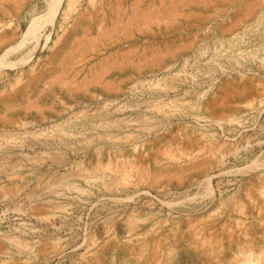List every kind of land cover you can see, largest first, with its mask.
<instances>
[{
  "label": "rangeland",
  "instance_id": "374dc122",
  "mask_svg": "<svg viewBox=\"0 0 264 264\" xmlns=\"http://www.w3.org/2000/svg\"><path fill=\"white\" fill-rule=\"evenodd\" d=\"M67 2L0 0V264L264 255V0Z\"/></svg>",
  "mask_w": 264,
  "mask_h": 264
},
{
  "label": "bare ground",
  "instance_id": "6f19581e",
  "mask_svg": "<svg viewBox=\"0 0 264 264\" xmlns=\"http://www.w3.org/2000/svg\"><path fill=\"white\" fill-rule=\"evenodd\" d=\"M211 1V0H210ZM60 2V0H45V3H46V6H45V8H46V10L48 11V13L46 14L47 15V17H45V18H42L41 17V15H38V16H36L35 18H31V19H29L28 21H27V24H26V26H25V28H24V30H23V34H24V39L19 43V45H23L25 42L28 44H30V48H31V46L33 45V47H37V45L38 46H41V45H43V43L45 42V40L47 39V35L49 34V31H50V28H51V26L49 25V27H47V30H42L41 28H42V26H43V24H44V22L46 21V19L48 18V16H52L53 14H54V12H55V10H56V7H57V5H58V3ZM66 3H68L67 2V0H64V6H63V8H62V10H60L59 11V14H61V15H64L65 14V10L67 9V7H68V5L66 4ZM250 11V10H249ZM201 21V20H200ZM212 21V20H211ZM42 30V31H41ZM6 36V35H5ZM5 38V37H4ZM32 47V48H33ZM3 57H5V52L4 53H0V70L2 69V68H4V67H6V66H9V67H11L12 65H14V64H16V63H9V62H5L4 60H3ZM226 86V85H225ZM250 90H251V88H249V86H248V88L245 86V87H241L239 90H236L235 89V91H229L228 93H227V97H235V98H241L243 95H245L247 92H250ZM257 92V91H256ZM224 95V94H223ZM226 97V98H227ZM220 101V100H219ZM216 102V101H215ZM222 102V101H221ZM217 103H218V100H217ZM228 103V102H227ZM215 104V103H214ZM221 104V103H220ZM219 105V104H218ZM223 106V105H222ZM201 137V136H200ZM145 147V146H144ZM210 149V148H209ZM204 156V155H203ZM147 157V156H146ZM125 159H127V158H125ZM126 161V160H125ZM124 161V162H125ZM126 163V162H125ZM153 164V163H152ZM139 165V164H138ZM133 167V166H132ZM135 167V166H134ZM147 167H148V165H147ZM133 169H135V168H133ZM145 169V168H144ZM128 171V170H127ZM143 171V170H142ZM124 172V171H123ZM140 173V172H139ZM128 174V173H127ZM145 174V173H144ZM146 175H148V174H146ZM145 175V176H146ZM262 175V174H261ZM263 176V175H262ZM123 177H125V176H123ZM127 177V176H126ZM131 177V176H130ZM141 177H142V175H141ZM140 177V178H141ZM259 177V176H258ZM264 177V176H263ZM263 177H261L259 180H258V183H257V185H256V192H258L259 193V196L260 197H262L261 199H264L263 197H264V178ZM139 178V179H140ZM125 179V178H124ZM127 179V178H126ZM123 182V181H122ZM144 182V181H143ZM248 182V181H247ZM130 183V182H129ZM117 187V186H116ZM249 189V188H248ZM247 189V190H248ZM116 190V189H115ZM112 192V191H111ZM110 192V193H111ZM246 192V191H245ZM258 193H257V195H258ZM245 194V193H244ZM252 194V193H251ZM244 196H246V195H244ZM258 196V197H259ZM188 200V199H187ZM250 200V199H249ZM264 204V203H263ZM251 205V204H250ZM249 205V206H250ZM253 205V204H252ZM251 205V206H252ZM238 212V211H237ZM261 212V211H260ZM227 214V213H226ZM259 214V213H258ZM226 220V219H225ZM228 220V219H227ZM263 220V219H262ZM240 221V220H239ZM243 221V220H242ZM241 221V222H242ZM261 221V220H260ZM232 222V221H231ZM262 222V221H261ZM242 224V223H241ZM188 225V224H187ZM223 225V224H222ZM251 225V224H250ZM170 228V227H169ZM253 228V227H252ZM251 228V229H252ZM229 229V228H228ZM233 229V228H232ZM129 230V229H128ZM134 230V229H133ZM250 230V229H249ZM264 230V229H263ZM250 232V231H249ZM225 233H226V230H225ZM107 234H108V232H107ZM254 234V233H253ZM145 235V234H144ZM199 235V234H198ZM202 235V234H201ZM230 235V234H229ZM263 235V234H262ZM111 236H112V234H111ZM143 236V235H142ZM194 236V235H193ZM132 237V236H131ZM130 237V238H131ZM134 237V236H133ZM161 237V236H160ZM163 237V236H162ZM198 237V236H197ZM203 237H205V236H203ZM250 237V236H249ZM165 238V237H164ZM206 238V237H205ZM208 238V237H207ZM213 238V237H212ZM221 238V237H220ZM113 239H115V238H113ZM136 239V238H135ZM160 239V238H159ZM215 239V238H214ZM130 240V239H129ZM132 240V239H131ZM130 240V241H131ZM189 240V239H188ZM195 240V239H194ZM247 240V239H246ZM140 241V240H139ZM201 241V240H200ZM199 241V242H200ZM207 241H209L208 239H207ZM213 241V240H212ZM229 241V240H228ZM104 242V241H103ZM146 242V241H145ZM163 242V241H162ZM179 242V241H178ZM186 242H188V241H186ZM195 242V241H194ZM193 242V243H194ZM216 242V241H215ZM91 243V242H90ZM203 243V242H202ZM205 243V242H204ZM244 243V242H243ZM248 243V242H247ZM246 243V244H247ZM101 244V243H100ZM123 244V243H122ZM139 244V243H138ZM147 244V243H146ZM177 244V243H176ZM179 244V243H178ZM191 244V243H190ZM200 244V243H199ZM207 244V243H206ZM214 244V243H213ZM92 245V244H91ZM94 245V244H93ZM134 245V244H133ZM141 245V244H140ZM157 245H158V243H157ZM157 245H156V247H157ZM166 245V244H165ZM168 245V244H167ZM208 245V244H207ZM221 245V244H220ZM252 245V244H251ZM89 246V245H88ZM137 246V245H136ZM176 246V245H175ZM194 246V245H193ZM221 247V246H220ZM124 248V247H123ZM155 248V247H154ZM158 248V247H157ZM223 248V247H222ZM242 248V247H241ZM139 249H140V247H139ZM138 249V250H139ZM143 249V248H142ZM156 249V248H155ZM154 249V250H155ZM232 249H233V247H232ZM133 250H134V248H133ZM132 250V251H133ZM219 250V249H218ZM130 251H131V249H130ZM163 251V250H162ZM234 251V250H233ZM95 252H97V251H95ZM128 252V251H127ZM135 252V251H134ZM133 252V253H134ZM138 252V251H137ZM241 252H242V255H238V256H242V257H239L238 259H233L234 260V264H264V255H262V254H260L258 251H254V250H248V251H246V250H244V252L241 250ZM132 253V252H131ZM141 253V252H140ZM235 253V252H234ZM237 253H240V251L239 252H237ZM136 254V253H135ZM137 254H139V253H137ZM148 254V253H147ZM159 254H161V253H159ZM231 254H232V252H231ZM263 254H264V252H263ZM233 255V254H232ZM231 255V256H232ZM235 255V254H234ZM233 255V256H234ZM150 256V255H149ZM155 256V255H154ZM214 256H215V254H214ZM232 256V257H233ZM207 257V256H206ZM235 257V256H234ZM223 258H224V256H223ZM82 259V258H81ZM80 259V260H81ZM134 259V258H133ZM132 259V260H133ZM79 260V261H80ZM84 260V259H83ZM143 260V259H142ZM159 260V259H158ZM230 261L232 260V259H229ZM163 261V260H162ZM158 261H156V263H153V264H158L157 263ZM84 263V262H83ZM140 264V263H139ZM144 264V263H143Z\"/></svg>",
  "mask_w": 264,
  "mask_h": 264
}]
</instances>
